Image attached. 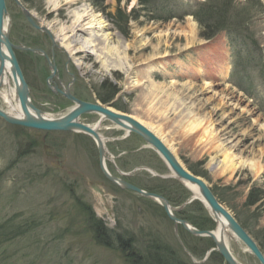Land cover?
<instances>
[{"label": "rangeland", "instance_id": "obj_1", "mask_svg": "<svg viewBox=\"0 0 264 264\" xmlns=\"http://www.w3.org/2000/svg\"><path fill=\"white\" fill-rule=\"evenodd\" d=\"M22 1L40 24L52 32L55 43L61 45L54 30L71 26L67 12L70 5H67L66 0ZM198 1L207 0H160V3L149 4L141 3L142 0L80 2L89 6L97 19L104 23L99 31L111 33L113 44H116L118 38L123 47L128 45L124 52L127 55H122L129 58L130 65L137 63L136 57L153 56L156 58L152 67L155 72L153 79L161 85L165 82V74L170 73L173 85L169 100L164 98L167 104L158 103L161 98L159 96L155 100L148 99L145 77L141 76L145 83L143 88H135L131 78L134 75L132 70L122 72L111 65L103 68L100 61L96 62L93 56H87L88 52H84V58H80L83 65L77 66L64 46V49L61 48L68 56L71 73L79 72L77 78L80 82L99 92L105 91L106 86L114 90L117 87L116 103L126 113L153 124V128L160 131L159 134L184 165L196 168L197 175H201L213 189L218 190L224 204L243 221L264 250V0H260L263 7L253 15L245 29L246 35L250 34L246 42L249 47L241 44V41L236 42V39L232 41L226 30L220 31L214 38H203V27L190 14ZM252 2L227 1L231 11L240 9L243 12L250 9ZM7 5L10 15L13 12L17 17L21 16V7L14 0H7ZM75 8L72 6L70 9ZM175 9L180 11L179 16L166 20L170 14L168 12ZM22 23L18 22L17 27ZM76 39L79 44L85 40L82 34L76 36ZM97 41L103 45L102 41ZM82 55L78 54L79 57ZM146 66L144 64L143 68ZM31 67H25L26 73L31 72ZM79 67H83V70ZM71 77L74 78V75L71 74ZM104 84L105 88H100ZM34 89L41 90L38 85ZM159 111L163 113L162 116L158 115ZM188 113L202 119L203 126L193 132L181 127L179 124L186 117L189 119ZM206 126L213 130L204 132ZM110 129L105 136L110 138L108 142L111 147L125 149L124 144H115L120 140L112 139L122 132L116 128ZM26 133L27 139L22 140L25 145L23 142L17 143L20 139L18 129L0 122V224L9 221L7 226L16 232L21 230V233L28 230L27 224L33 228L31 232L27 231L20 236L0 237V264H135L126 255L132 247L127 246V240L122 239L129 237L140 248L145 247V244L150 248L151 239L161 241L164 251L170 254V260L166 259L170 264H175L174 256L180 262L184 258L185 261L189 258L193 260L190 255L183 257L178 252L179 245L184 246V239H187L185 244L188 248L196 253L194 257L197 260H202L211 248L207 245L208 240L199 241L196 237L191 240L190 232L182 228L175 234L176 226L160 210L153 205L150 208L145 200L136 199L134 193L120 190L111 181H107L99 170L96 160L98 152L94 151L92 144L93 152H73V148L78 147L70 143L68 147L71 152H60L61 156H66L67 161L73 162L75 168L91 181L101 180L106 183L107 195L117 193V199L112 203L114 211L107 210L105 215L101 212L105 206L102 205L100 195H97L101 211L99 208L96 210L98 204L94 209L107 228L105 241H97L86 220V216H90L88 210L79 207L77 202L82 206L84 204L76 198L84 195L94 203L98 192L66 169H54L51 162H45L47 159L44 158L41 139L43 131L33 128ZM72 133H68V139L73 137ZM31 140L34 142L29 144ZM219 143L237 155L238 160L246 162L245 165H240L234 173L229 170L223 172L226 165L222 153L216 148ZM145 150L147 153L144 155L150 157L152 167L166 171L163 164L155 162V152L148 148ZM17 153L22 156L19 160ZM132 157L127 160L133 161ZM143 178L153 179L146 175L139 179L144 182L146 179ZM83 191L89 192V195ZM251 193H261L259 196L263 198L249 205L247 201ZM193 204L190 205L191 217L194 211H198V206ZM144 207L150 209V214ZM120 214H123L122 218ZM197 223L208 226L202 221ZM117 231L120 233L117 234ZM232 246L241 264H261L242 242L233 240ZM204 264L226 263L215 255Z\"/></svg>", "mask_w": 264, "mask_h": 264}, {"label": "bare ground", "instance_id": "obj_2", "mask_svg": "<svg viewBox=\"0 0 264 264\" xmlns=\"http://www.w3.org/2000/svg\"><path fill=\"white\" fill-rule=\"evenodd\" d=\"M66 2H67V5H70V7L67 8V12L71 18V26H68L66 28H60L58 30H54V34H55V37L60 40L59 42L61 43V45L60 44L59 45L64 46L66 52L69 53L70 58L75 59V61L73 62L77 66L83 65V62H81L80 58L81 59L84 58V55L82 54L84 52L86 53L88 52L89 54L87 56H93L96 62L100 61L103 68L111 65V67H113L114 69L122 71V72H127V70H132L134 77L132 76L131 78L133 79V83L136 86L135 88H138V87L140 89L143 88V86L145 85L144 80L141 79V76H143L146 79L145 82L148 83V93H147L148 99L155 100L161 97L158 99L159 100L158 103H162L163 105L167 104V99L169 100V97L171 96V92H172V86H171L172 82L170 81L171 75L169 72L165 74L164 76L165 82L162 84L163 86L154 81L153 77L155 76L154 75L155 72L153 71L152 67L154 63L156 62V58H153V56H148L144 58L136 57V62H137L135 63L136 65L135 64L130 65L129 58L125 56L127 54L124 53L125 51H127L128 45H125L123 47L120 44V40L118 38L116 39V44H113V41L111 39L113 37L112 36L110 37L111 33L107 34L105 32H100L99 30L101 29V27L103 28L104 23H102V21H99V19H97L93 10L90 9L89 6L87 7V5L85 4H80L81 0H66ZM57 5L58 4H56L55 6L57 7ZM72 6H76V8L71 10L70 8ZM25 9H28V8L26 7ZM23 12L25 13L24 15L27 21L29 22V24H31L32 26H34L35 28L39 30H43V31L44 29L49 30L46 27H44V29L43 28L41 29L40 24L38 25L39 27L34 25L36 23L35 22L36 17H33V13L29 12L30 15H27V13L24 10ZM11 15H10V10L8 8V12L5 15V23H4L5 29L2 28V32L5 33L6 31L8 33L7 37H9V41L12 44H14L11 40L12 38L11 30H12V24H13V20H12L13 18H11ZM19 27L23 28L21 25H19L17 29H19ZM79 34L84 35V38H85V40L82 41V44H79V40L76 39V36H79ZM97 40L102 41L103 45H101V43H99ZM3 49L8 54L7 47L5 46V44H3ZM86 49L87 51H84ZM14 52H15L18 64L20 66L22 75L24 76L27 86L29 87L28 89L29 100L33 104V105L28 104L27 109L31 112H34V114H37L39 112L40 116L42 115L45 118H57V119L67 116L70 113H74L75 115L78 112V114L76 115V117H74L73 120L75 122H78L80 125L82 124L84 127H87L86 129L77 128L75 130H72V129L71 130L40 129L43 132L45 131L44 133H48L49 135H52V137H55L56 139H59L60 141H62V143H65L64 147L60 148L58 145H54L53 143L50 144L49 142L46 141L47 148L49 149L53 148V149H58V150L63 149V150H60L61 152V151H66V149H69L68 146L70 143H72L75 146L77 145L78 147L77 149H79L80 146L78 145L76 141L77 137H79L81 134L91 137L95 141L94 146L99 151V154L96 156L99 170L107 181H111L120 190L122 189L130 193H135L134 194L135 198L141 201L145 200V202L150 208H151V205H153V207H156L158 210H160L162 215L168 217L172 221L174 226L176 225L177 227L182 226L180 225L181 222L178 223V221H184L187 223V226L190 227V229L192 230L193 229L194 230H204V231H209L212 233V235L211 234L210 235L209 234H197L194 232H190L188 229H186L183 226V229L185 231L190 232L191 240L192 239L195 240V237L199 241L203 240L204 242H206L208 240L209 244L207 245L211 246V248L207 251V254H205V257L202 260H197L194 257L196 255L194 250L189 249L188 245L185 244L187 239L186 241L185 239L184 240L182 239L184 242V246L182 247L179 245L178 252L183 257H186V254H187L188 256L190 255V257L193 258V260L189 258L190 260L188 261H185V258H184V261H185V262L183 261L184 264H204L207 259H210L211 256H215V255H218L222 262H225L226 264H230L218 250V248H221L223 246H226V248L229 250L232 256L238 261V264H241V262L238 260V258L236 257L234 253L233 246H232L233 240L242 242L247 247L249 252L259 260V258L251 251V248L248 245H246V243L243 241L240 235L241 233L239 231H236V229L234 231L233 229L234 222L237 223L239 227L238 229L241 232L243 231L244 234L249 235V237L254 240L260 253L263 254L264 256V250L262 249V246L260 245L259 241L245 227L243 221L228 209V207L224 204V200L219 198V196L217 195L218 190L213 189V187L209 184V181L203 178L201 175L195 174L191 170L190 166L187 167L186 165H184L180 157L176 155L171 149V147L167 144L165 138H163V136L159 134L160 131L155 130V128H153L152 126L153 124H149V122L142 121L140 118L139 119L135 118L133 115L126 113L125 109L123 107H120V105L116 103L115 95H117L116 94L117 93L116 90H118L117 87L115 90L113 88L106 87L105 91L103 90L101 92V95L103 96L105 100L104 101L96 100L95 102L90 103V104H93L94 107L89 110H83L80 106H81V103L84 101H81L80 99L73 96L70 91H67L65 94L69 98L73 99V101L75 102L74 108H71V110L65 115L63 114V115L56 116L54 112L52 111L47 112L41 105L34 103V100L31 94L32 88L30 84L27 82L26 77H25L26 74L24 73V69L23 67H21V64L19 62V59L17 56V48L14 49ZM78 54H81L82 56L79 57ZM122 54H125V55L123 56ZM46 56L47 58L49 57L48 54H46ZM165 57H168V55H165ZM144 64L147 66L143 68ZM12 68H13V64L11 60L5 59L4 65H3V71H2L3 73L0 75V112H1L0 122L4 124L7 123L8 125H12L15 127L17 125L16 128L18 129V132L20 134V139L17 140V143L21 144L23 142L22 141L23 139L24 140L27 139L28 134L26 133V131L33 129L34 127H29V126H25L22 124L12 122L8 118V116H11L15 119H21L22 116L24 115L23 108L20 103V98L17 95L16 85L13 80ZM52 68L54 71H56L55 64H52ZM79 68L82 69L83 67L82 68L79 67ZM35 73L36 72L34 69L29 73V75L31 74L34 75ZM101 87L105 88L104 85ZM161 93H162V96H160ZM164 98H167V99H164ZM2 105H4L5 108L2 107ZM79 109L81 111H79ZM88 112L98 115V119L94 123L87 124L85 123V121L80 119L81 115H83L84 113H88ZM153 112H150V113L153 114ZM161 114L163 115V113L159 111L158 115L162 116ZM188 114H189L188 115L189 119H187L186 117L185 120L179 124L181 127H183L184 129H188V131L190 132H193L203 126L202 119L198 118L197 116H191L192 113H188ZM114 116L117 117V119H115ZM124 116H127L128 118H131L132 120H135L136 122L140 124V126L147 129L149 133L151 134V136L153 137V140L165 146L168 149V151L172 153V156L175 158V161L181 164L182 167L184 166L185 169H187V171L189 172V174H195L199 176L200 178H202L203 181L207 184V186L211 190V192L214 194V196H216L217 201L221 204V206L226 211L229 212L230 215H226L221 210H214V208L210 206V204L207 202V200L203 196L201 185L199 183L191 181L189 178H186V176L177 173L174 166L172 165L173 160H170L168 159V157L163 155L162 151L158 149V147L154 144V142L150 141L151 138L150 140L147 139V137H151V136L142 135L141 133H138V131H136L135 124L131 122L128 118L124 119ZM107 124L112 125V127L108 126ZM110 128H116L117 130L122 132V134L115 135V137L117 136L116 137L117 139L121 140L120 143L130 141L132 137L139 138L141 142L140 144H138L137 147H134V149L138 154H140V156L134 157L133 161H128L126 158L129 156L130 153L125 152V149H123L122 147L121 148L119 147V149L118 148L115 149L114 147H111V144H109L108 142V137L105 136V133H108L111 131ZM210 129L213 130L212 127ZM210 129H209V126H206L204 128V132H208ZM70 132H73L72 134H74L73 136L76 137V139L74 137L72 138L70 137L71 139H68V133ZM19 134L16 135L18 138H19ZM49 138L50 137H48V139ZM33 142L31 140L29 144ZM42 147H43L42 149L44 150V147H45L44 144ZM147 148L155 152V156H154V159L156 158L155 162L156 163L160 162L161 164H163L166 171L168 170L169 172L163 171V169L159 171L157 167H152V165L150 164L151 163L150 157H147L146 155H144V153H147V152H144V151H147L145 150ZM216 148L219 149V152H221L224 157L223 161L226 166H224L223 172H226L229 170L232 173H234L240 165H245L246 162L244 163V161L238 160L239 157L235 155L233 152H231L229 149L225 148V146H223L222 143H219L216 146ZM75 150L76 149L73 148V152H76ZM114 150H118L119 152H115ZM18 151L19 149L17 150V152ZM67 152H71V150L69 149V151L67 150ZM23 154L25 155V153ZM142 154L144 156H142ZM16 156H18L17 157L18 160L22 157L21 154L19 153H17ZM44 158L45 160L47 159V161L45 162H48V161L51 162V166L54 169L55 168H59L60 170L66 169L67 172L68 170L73 172L76 169L75 164L73 162H68L67 157L66 156L62 157L59 152H45ZM57 160H60L62 162L61 164H66V167L60 168L57 163ZM261 166L262 165H260L259 168ZM252 167L255 168V165L253 164ZM73 175L78 176L79 181L86 183L89 188L98 192V194L95 195L96 200L94 201V203L93 201H89L87 197H83L84 195H80L78 196V198L76 197L75 198L77 199V201L81 199L85 203V204L83 203L84 205L82 206L81 203L78 204L77 202V205L81 208H87L88 213L91 216V218L90 216H86V220H87V223L89 224L90 229H92V231L94 228L99 230L100 225L99 226L93 225L94 224L93 219L95 218L99 222L101 221L102 226H103V231L105 232L107 228L104 227V222H103L104 220L100 218L99 216H97L96 210L97 208L100 209V205H101V202L97 198V195H100L102 205L104 206L105 200L102 197H104V195L106 194L104 191L106 189V186H105L106 183H104L101 180L91 181L82 172L73 173ZM145 175L147 176V178L151 177L153 179L147 180L146 178H143V180L144 179L146 180L144 182L141 181V179L139 178L144 177ZM64 177H68V175H64ZM100 183L104 185L101 187ZM128 184L136 186L140 188V190L146 193L135 191L130 186H127ZM71 185L72 186L74 185L73 182H71ZM180 186H183V187H180ZM175 188L176 190H174ZM83 193H85L86 195H89V192L83 191ZM172 197L177 198L175 199L177 201L176 204L173 203V201L171 200ZM193 202L195 203L193 204ZM199 202L202 204H198ZM96 204L98 205L96 206V210H95L94 206ZM165 204H167L170 210L166 207ZM192 204L193 205L196 204L198 206V211H194L192 214V220H191V217L190 218L181 217L180 216L181 213L184 212L183 208L186 207V208L191 209L190 205ZM135 205L137 206V202ZM107 208L108 207L105 206L102 208V210L104 211H101V209L100 211L103 212V214L105 215L106 211L108 210ZM134 209H137V207ZM144 209L146 212L148 211L147 213L150 214L151 211L148 207H144ZM113 211H114V208H112V212ZM99 214L101 215V213ZM115 215H116V212H115ZM120 215L122 218L123 214H120ZM171 215L174 218H172ZM174 219H177L178 221ZM200 221L206 223L208 226L205 228H201L200 227L201 224L197 225L195 223V222H200ZM10 223L12 222L10 221ZM231 225H232V228H230ZM32 230L33 228L28 229V232H31ZM119 233L120 232L117 231V234ZM122 239L127 240V242H129L128 246L132 247V250L129 249L126 255L130 257L131 260H133L135 264H147L148 263L146 260L147 254L151 253L152 250L146 244H145V247L140 248V245L138 246L137 244H135L136 241H134L132 238L130 239L129 237L128 239L127 238H122ZM216 241H218L217 242L218 244L216 243ZM159 242L162 243L161 241ZM143 254H144V257L141 256ZM259 262L263 264L260 260Z\"/></svg>", "mask_w": 264, "mask_h": 264}, {"label": "flooded vegetation", "instance_id": "obj_3", "mask_svg": "<svg viewBox=\"0 0 264 264\" xmlns=\"http://www.w3.org/2000/svg\"><path fill=\"white\" fill-rule=\"evenodd\" d=\"M20 1L23 3L22 0ZM20 9H21L20 17L19 16L17 17L16 15L13 14V12H11L13 18L11 40L16 46H19L17 48V56L21 64V67H23L24 73L26 74L25 75L26 80L32 88L31 94L34 103L41 105L47 112L52 111L54 112V114H56V116H59L63 114L65 115L71 110V108H74L75 102L73 101V99L69 98L65 94L67 91H70L73 96L87 103H93L96 100L104 101L105 99L101 95L102 91L99 92L98 89H95L94 87H91L90 85H87L84 82H80L79 79L77 78L80 75L79 72L74 71L73 73H71V71L69 70L68 56L66 52L63 50L64 48L60 46L58 43H55L56 41L53 38L52 32L49 30L50 33L48 34L47 31L39 30L34 26H32L31 24H29V22L27 21L24 15L25 13L23 12L22 8ZM27 10L28 12L33 13L31 9L28 8ZM33 17H35L34 14ZM20 21H23V23L21 24L23 28L21 30H20L21 27L17 29V23ZM35 22L37 25L40 24V22L37 19H35ZM44 27L45 26L41 25V29L42 28L44 29ZM63 53L66 55V57ZM46 54L49 55L48 58ZM52 64L56 65V71L53 70ZM26 66H32L33 68L31 67L32 68L31 71L35 69L36 73L34 75L33 74L29 75L28 72L26 73L25 71ZM71 74L74 75V78L71 77ZM37 85L40 87L41 90L34 89ZM2 107L5 108L4 105H2ZM90 116L92 118L91 119L92 122H90L91 120H89ZM80 119L85 121V123L87 124L88 123L91 124L98 119V115L88 112L81 115ZM48 137L50 138L48 139ZM74 138L76 139V137ZM90 138L91 137L87 135L85 136L84 134H81L79 137H77L76 141L80 147L75 151L93 152V149L91 148V144H92L93 147L95 148L94 151L98 152L99 154L98 149L94 146L95 141L92 138L91 139ZM41 139L45 146L43 150L44 152L60 153V150H63V149L58 150L53 148L51 149L47 148L46 141L49 142L50 144L53 143L54 145H58L60 148L64 147L65 143H62V141H60L59 139L52 137V135H49L48 133H43ZM109 139L110 138H108V140ZM112 139L114 141L115 140L117 141V138H112ZM140 142L141 141L139 138L132 137L130 141H126L122 143L116 142L115 144L116 145L120 144L121 146L122 144H124L123 147L125 148V152L130 153L129 155L133 156L132 158H134L140 156V154H138L134 149V147H137L138 144H140ZM67 150L69 151V149H66V151H61V152H67ZM130 156H128V158L126 159H129ZM57 163L60 168L66 167V164H61L62 162L60 160H57ZM68 172L73 174V173H78L80 171L75 169L73 172L69 170ZM100 184L101 187L104 185L102 183ZM104 191L106 193L104 197H102L105 200L104 206H107L108 211L112 212V208H114V205L112 203L114 202L115 199H117V193L115 192L111 194L108 193L107 195L106 189ZM108 196H110L111 200H109L110 198ZM175 199L177 198L175 197L171 198L173 203L176 204L177 201ZM183 210L184 212H182L180 216L190 218L191 210L186 207L183 208ZM180 228L183 229L182 226H179V230Z\"/></svg>", "mask_w": 264, "mask_h": 264}, {"label": "water", "instance_id": "obj_4", "mask_svg": "<svg viewBox=\"0 0 264 264\" xmlns=\"http://www.w3.org/2000/svg\"><path fill=\"white\" fill-rule=\"evenodd\" d=\"M15 1L22 7V9L27 13V15H30L28 10L25 9V7H23L20 0H15ZM7 12H8V8H7L6 0H0V75L3 73L2 71H3V65H4L5 59L11 60V62L13 64V68H12L13 80H14V83L16 85L17 95L20 98V103H21V106L23 108V113H24V115L22 116L21 119H15L11 116H8L10 121L25 125V126L34 127L37 129L38 128L39 129H45V130H48V129H50V130H58V129L75 130L77 128H81V129L85 128L86 129L87 127H84L82 124L80 125L78 122H75L73 120L74 117H76V115L78 114V112L75 115H74V113H70L67 116H64V117L57 119V118H45L42 115L40 116L39 112L37 114H34V112H31L27 109L28 104L29 105H33V104L29 100V94H28L29 87L27 86L25 78L22 75V72L20 70V66L18 64L16 55L14 52V48H17L18 46H15L14 44H12L9 41V37H7L8 33L6 31H5V33L2 32V28L5 29L4 23H5V15L7 14ZM34 25L39 27L36 23ZM44 30H46V29H44ZM46 31L49 32V30H46ZM2 37H4L5 39ZM3 44H5V46L7 47L8 54H7V52L4 51ZM80 107L83 110H89V109L93 108L94 105L90 104V103L82 102ZM79 111H81V110L79 109ZM114 118L117 119V117H115V116H114ZM126 118H128V117L124 116V119H126ZM128 119L135 124L136 131H138V133H141L142 135H150L151 136L149 131L147 129H145L144 127L140 126V124L138 122H136L135 120H132L131 118H128ZM150 138H151V140H150ZM147 139L150 141H153L154 144L158 147V149L160 151H162L163 155L168 157V159L173 160L172 165L174 166L177 173L184 175V176H186V178H189L191 181L199 183L201 185L203 196L205 197L207 202L210 204V206L214 208V210H221L226 215H230L229 212L226 211L221 206V204L217 201L216 196H214V194L211 192V190L209 189V187L203 181L202 178H200L199 176H197L195 174H189V172L187 171V169H185L184 166L182 167L181 164H179L177 161H175V158L172 156V153L169 152L168 149L165 146H163L161 143L154 141L152 136L147 137ZM127 186H130L135 191L146 193V192L140 190V188H138L136 186L129 185V184ZM165 205L170 210V208L167 206V204H165ZM172 218H174V217L172 216ZM174 220L178 221L177 219H174ZM179 222H181V225L184 226L186 229H188L190 232H194L197 234H209V235L211 234L212 235V233L209 231L194 230V229L192 230V229H190V227L187 226V223L184 221H178V223ZM177 228L178 227L176 225V233H178ZM230 228H232V225ZM238 228L239 227H238L237 223L234 222V225H233L234 231L236 229V231H239L241 233L240 235H241L243 241L246 243V245H248L251 248V251L264 264V256H263V254L260 253V251H259L256 243L254 242V240L252 238H250L249 235L244 234L243 231L241 232ZM217 242L218 241H216V243ZM218 250L230 264H238V261L232 256V254L229 252V250L226 248V246L218 248Z\"/></svg>", "mask_w": 264, "mask_h": 264}, {"label": "trees", "instance_id": "obj_5", "mask_svg": "<svg viewBox=\"0 0 264 264\" xmlns=\"http://www.w3.org/2000/svg\"><path fill=\"white\" fill-rule=\"evenodd\" d=\"M227 1L229 0H207L205 2L198 1L195 3L193 10L190 12V14H192L196 19H198L199 23L203 27L201 33V36L203 38L205 39L214 38L217 35V33H219L222 30H226L228 36L232 41L236 39V42L241 41V44L245 45L246 47H249L247 46L246 42L249 41L248 37H250V34L247 33L246 35L245 29L247 30L246 27L249 21L253 19L254 14H257L259 12V10L263 7V4H260V0H253L250 9L247 10V12H243L240 11V9L231 11L229 9L230 5L229 3H227ZM151 2L160 3V0H142L141 3L149 4ZM168 13L170 14L166 20L178 17L180 11L178 9H175V10H171ZM190 168L195 174H198L197 172L198 170L196 168H193L192 166H190ZM217 195L219 196V198H221L219 193H217ZM262 198H263L262 196L252 194V196H250L249 198L248 203L249 205L251 204L253 205L257 202V200ZM8 223L9 221L0 224V237H5V236L15 237V235L20 236L28 231L22 229L23 233H21V230H19V232H16L7 226ZM93 223L94 226L100 225L99 230L96 228L93 229L96 240L104 242L107 231L106 230L105 232L103 231V226L101 221L99 222L94 218ZM195 223L197 225H200L197 222ZM200 227L205 228L204 225H200ZM26 229H32V226L27 224ZM149 243L152 244V246L150 247L152 252L147 254V258H146L148 262L147 264H170L169 261H166V259L168 258V256H170V254L164 251V248H162L161 243L156 242L155 240H151V242ZM128 244L129 242H127V246ZM170 251L172 250L170 249ZM162 252H164V254H162ZM141 256L144 257V254ZM173 260L175 264H184L183 261L182 262L178 261L175 256L173 257Z\"/></svg>", "mask_w": 264, "mask_h": 264}]
</instances>
